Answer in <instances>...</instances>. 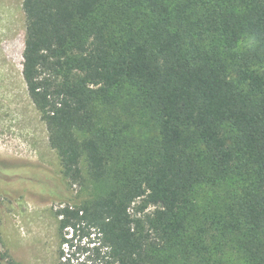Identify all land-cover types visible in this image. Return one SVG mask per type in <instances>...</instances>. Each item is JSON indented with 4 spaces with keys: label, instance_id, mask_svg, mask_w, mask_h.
<instances>
[{
    "label": "trees",
    "instance_id": "1",
    "mask_svg": "<svg viewBox=\"0 0 264 264\" xmlns=\"http://www.w3.org/2000/svg\"><path fill=\"white\" fill-rule=\"evenodd\" d=\"M23 7L29 96L92 184L56 210L59 264H264V0Z\"/></svg>",
    "mask_w": 264,
    "mask_h": 264
},
{
    "label": "rangeland",
    "instance_id": "2",
    "mask_svg": "<svg viewBox=\"0 0 264 264\" xmlns=\"http://www.w3.org/2000/svg\"><path fill=\"white\" fill-rule=\"evenodd\" d=\"M23 2L0 0V251L21 264H59L56 210L88 197L92 184H71L63 176L46 123L29 96L23 76ZM82 166L87 177L86 161Z\"/></svg>",
    "mask_w": 264,
    "mask_h": 264
}]
</instances>
